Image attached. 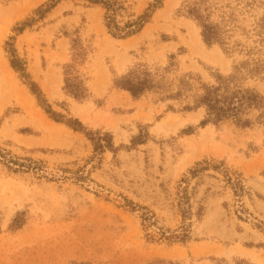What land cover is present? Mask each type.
Segmentation results:
<instances>
[{
    "label": "rangeland",
    "instance_id": "obj_1",
    "mask_svg": "<svg viewBox=\"0 0 264 264\" xmlns=\"http://www.w3.org/2000/svg\"><path fill=\"white\" fill-rule=\"evenodd\" d=\"M193 2L0 0V264H264V104L248 127L203 124L195 106L244 64L259 71L241 69L242 87L264 97V0H206L213 44ZM68 65L83 101L65 91ZM137 69L161 86L117 87Z\"/></svg>",
    "mask_w": 264,
    "mask_h": 264
},
{
    "label": "trees",
    "instance_id": "obj_2",
    "mask_svg": "<svg viewBox=\"0 0 264 264\" xmlns=\"http://www.w3.org/2000/svg\"><path fill=\"white\" fill-rule=\"evenodd\" d=\"M204 2L206 0H198L187 5L186 15L194 19L198 26L201 28V35L203 40L207 44L222 43V32L220 26L214 24L209 15L208 8H204ZM107 10L110 12L108 18L109 29L112 31L118 30V26L114 23V14L118 10V3L109 1L105 3ZM42 12V11H40ZM149 16H143L139 18L135 23L128 24L126 28L125 36H130L138 31L147 23ZM135 27V29L133 28ZM133 28V29H132ZM22 30V29H21ZM129 30V31H128ZM117 35V34H115ZM121 36V34H120ZM75 50L77 51L75 59H84L86 55V49L81 47L77 41L74 42ZM13 60L11 61L12 66L19 72L25 73L26 69L24 63L19 59L15 52H13ZM73 66L68 65L65 71V91L71 97L77 101H83L87 97L88 89L85 87L80 77L72 73ZM245 71L247 74L254 75L255 72L259 71L250 70L246 64L236 68V72L228 77L220 76L217 80L216 85H209L204 88V93L197 99L196 107H204L206 109V119L203 124L207 123H222L224 121H235L237 124L243 127H248L251 121L243 119L248 110L253 108H260L264 104V97L258 92L245 89L239 82L240 70ZM160 74L148 70V69H137L130 72L128 75L122 77L116 82L117 87L129 92L133 97L137 98L142 96L148 91H153L161 86V81L158 80ZM33 85V93L39 92L36 85ZM192 109V108H187ZM79 125V123H77ZM106 138H112L106 136ZM106 140L105 145L102 144L101 139L95 142V146L99 150H103L106 147L112 148V142Z\"/></svg>",
    "mask_w": 264,
    "mask_h": 264
},
{
    "label": "bare ground",
    "instance_id": "obj_3",
    "mask_svg": "<svg viewBox=\"0 0 264 264\" xmlns=\"http://www.w3.org/2000/svg\"><path fill=\"white\" fill-rule=\"evenodd\" d=\"M220 56V55H219ZM219 59V58H218ZM224 64V63H223ZM228 70V69H227Z\"/></svg>",
    "mask_w": 264,
    "mask_h": 264
}]
</instances>
